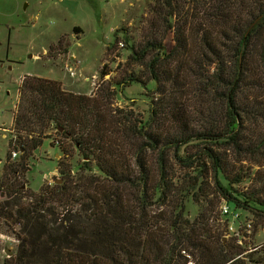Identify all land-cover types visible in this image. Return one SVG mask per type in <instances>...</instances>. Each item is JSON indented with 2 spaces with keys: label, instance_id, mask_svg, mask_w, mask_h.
<instances>
[{
  "label": "trees",
  "instance_id": "16d2710c",
  "mask_svg": "<svg viewBox=\"0 0 264 264\" xmlns=\"http://www.w3.org/2000/svg\"><path fill=\"white\" fill-rule=\"evenodd\" d=\"M189 1L188 17L178 0L155 8L171 48L150 37L130 49L147 81L117 83L153 84L146 118L24 77L6 161L18 158L0 176V232L18 243L0 264H264V242L225 237L231 214L219 213L222 201L264 224V129L246 123L264 120V39L251 53L264 0ZM51 127L60 177L36 194L24 177ZM177 163L192 174L176 177ZM188 199L199 205L192 219Z\"/></svg>",
  "mask_w": 264,
  "mask_h": 264
},
{
  "label": "rangeland",
  "instance_id": "374dc122",
  "mask_svg": "<svg viewBox=\"0 0 264 264\" xmlns=\"http://www.w3.org/2000/svg\"><path fill=\"white\" fill-rule=\"evenodd\" d=\"M178 1L184 15L192 14L191 1ZM157 6L162 7V0H0V176L3 166L13 162L6 161L7 144L14 136L12 127L19 104V88L26 76L55 81L62 90L72 94L101 97L106 110L112 114L118 115L120 110L138 119L147 117L153 84L117 83L127 79L130 73L138 75L140 82L147 81L143 77L145 69L128 60L132 47L144 45L150 37L157 43L163 38L167 50L174 45L172 33H165L155 12ZM263 39L264 24L253 40L252 58L257 59ZM248 96L250 93H243L242 101ZM246 123L253 134L264 129V120L256 122L248 118ZM46 135L48 137L28 160L29 172L24 177L27 186L36 194L48 186L43 175L56 170L57 178L60 177L57 162L62 161L63 153L58 152L53 139L62 138L53 127L46 129ZM195 149L184 148L188 152ZM261 151L264 153V148ZM250 167L247 164L243 169L248 173L252 171ZM172 168L176 177L192 174L180 163L173 164ZM255 169L258 168L253 171ZM260 170L264 171V167ZM249 183L246 181L235 187L243 190ZM206 184L211 190L212 185ZM198 209L199 205L188 199L187 217L194 218ZM237 213L242 227L244 223L250 224L247 230L241 228L238 234L243 232L244 237L240 240L250 247L262 244L264 224L260 218H253L245 211ZM4 230L0 233L13 240L5 245L13 250L18 241ZM1 256L0 253V261Z\"/></svg>",
  "mask_w": 264,
  "mask_h": 264
},
{
  "label": "built area",
  "instance_id": "2783aa9c",
  "mask_svg": "<svg viewBox=\"0 0 264 264\" xmlns=\"http://www.w3.org/2000/svg\"><path fill=\"white\" fill-rule=\"evenodd\" d=\"M53 140H54V143L55 144L58 143L55 138ZM18 153L19 152L12 151L11 152V158H10V160H15L16 159L15 157L18 156ZM29 167L30 166L28 165V168ZM56 172H57L56 170H53L52 172H49L48 174L43 175V177H45L44 179L46 181H48L47 182L48 186L54 185L55 184V181L58 179ZM47 176H49V177H47ZM219 213L222 216L231 214L230 221L227 224V233H226L225 237H229L231 235L232 236H235V237H238L239 236L238 233L240 232V229L241 228H243L244 230H247V228L250 226L249 223H244L243 224V227H242L240 225V223L238 222V219H237L238 218L237 217L238 215L235 214V213H231L230 210H229V208L227 207V205H225L224 203L222 205H220V207H219ZM14 239L17 241L16 238H14ZM8 241L13 242V240H10V238L8 236H6L5 234L0 233V253L3 256H5V257H9L10 256V254H6L7 253V250H8V246L5 245V244H7ZM8 243H10V242H8Z\"/></svg>",
  "mask_w": 264,
  "mask_h": 264
},
{
  "label": "water",
  "instance_id": "95a60500",
  "mask_svg": "<svg viewBox=\"0 0 264 264\" xmlns=\"http://www.w3.org/2000/svg\"><path fill=\"white\" fill-rule=\"evenodd\" d=\"M6 254H10V252L9 251H7V253Z\"/></svg>",
  "mask_w": 264,
  "mask_h": 264
}]
</instances>
